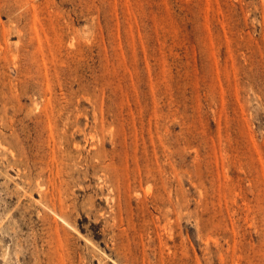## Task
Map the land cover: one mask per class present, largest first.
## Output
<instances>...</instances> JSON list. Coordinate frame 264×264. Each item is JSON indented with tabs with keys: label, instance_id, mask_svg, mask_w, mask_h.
Listing matches in <instances>:
<instances>
[{
	"label": "rangeland",
	"instance_id": "rangeland-1",
	"mask_svg": "<svg viewBox=\"0 0 264 264\" xmlns=\"http://www.w3.org/2000/svg\"><path fill=\"white\" fill-rule=\"evenodd\" d=\"M0 264H264L261 0H0Z\"/></svg>",
	"mask_w": 264,
	"mask_h": 264
},
{
	"label": "bare ground",
	"instance_id": "bare-ground-1",
	"mask_svg": "<svg viewBox=\"0 0 264 264\" xmlns=\"http://www.w3.org/2000/svg\"><path fill=\"white\" fill-rule=\"evenodd\" d=\"M262 1V3L264 4V0H261Z\"/></svg>",
	"mask_w": 264,
	"mask_h": 264
}]
</instances>
